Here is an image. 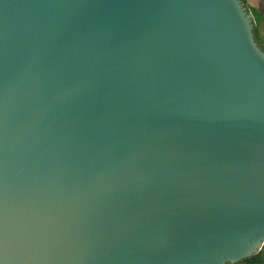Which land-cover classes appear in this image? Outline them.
I'll list each match as a JSON object with an SVG mask.
<instances>
[{
	"label": "water",
	"instance_id": "95a60500",
	"mask_svg": "<svg viewBox=\"0 0 264 264\" xmlns=\"http://www.w3.org/2000/svg\"><path fill=\"white\" fill-rule=\"evenodd\" d=\"M239 3L0 0V264L263 247L264 49Z\"/></svg>",
	"mask_w": 264,
	"mask_h": 264
},
{
	"label": "rangeland",
	"instance_id": "374dc122",
	"mask_svg": "<svg viewBox=\"0 0 264 264\" xmlns=\"http://www.w3.org/2000/svg\"><path fill=\"white\" fill-rule=\"evenodd\" d=\"M249 10L255 15L256 33L264 44V21L259 20V15H264V0H246Z\"/></svg>",
	"mask_w": 264,
	"mask_h": 264
},
{
	"label": "flooded vegetation",
	"instance_id": "af4514ba",
	"mask_svg": "<svg viewBox=\"0 0 264 264\" xmlns=\"http://www.w3.org/2000/svg\"><path fill=\"white\" fill-rule=\"evenodd\" d=\"M243 2L245 3L246 7L249 10L246 0H243ZM254 21H255V15H254ZM255 36L261 47L264 49V44L259 40L257 36L256 25H255ZM225 264H264V245L259 251H257L256 253L250 256L244 257L236 261H227Z\"/></svg>",
	"mask_w": 264,
	"mask_h": 264
},
{
	"label": "snow or ice",
	"instance_id": "6c2138e0",
	"mask_svg": "<svg viewBox=\"0 0 264 264\" xmlns=\"http://www.w3.org/2000/svg\"><path fill=\"white\" fill-rule=\"evenodd\" d=\"M233 2L236 4L237 8L239 9L240 8L239 0H233ZM241 16L244 19L245 24L248 25V21L250 20L251 17L250 16L245 17L242 10H241ZM249 28H250V25H249ZM244 243H246V241L242 239L241 244H244Z\"/></svg>",
	"mask_w": 264,
	"mask_h": 264
},
{
	"label": "bare ground",
	"instance_id": "6f19581e",
	"mask_svg": "<svg viewBox=\"0 0 264 264\" xmlns=\"http://www.w3.org/2000/svg\"><path fill=\"white\" fill-rule=\"evenodd\" d=\"M227 9V8H226ZM230 22H231V26L233 27V28H236V25H235V21H234V19L231 17V19L229 20Z\"/></svg>",
	"mask_w": 264,
	"mask_h": 264
},
{
	"label": "trees",
	"instance_id": "16d2710c",
	"mask_svg": "<svg viewBox=\"0 0 264 264\" xmlns=\"http://www.w3.org/2000/svg\"><path fill=\"white\" fill-rule=\"evenodd\" d=\"M259 20H262V21H264V15L262 16V15H259ZM257 32V31H256Z\"/></svg>",
	"mask_w": 264,
	"mask_h": 264
}]
</instances>
